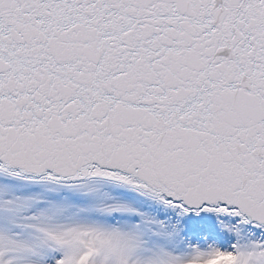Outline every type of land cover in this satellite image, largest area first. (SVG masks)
I'll list each match as a JSON object with an SVG mask.
<instances>
[{
    "label": "snow or ice",
    "instance_id": "snow-or-ice-1",
    "mask_svg": "<svg viewBox=\"0 0 264 264\" xmlns=\"http://www.w3.org/2000/svg\"><path fill=\"white\" fill-rule=\"evenodd\" d=\"M0 264H264V0H0Z\"/></svg>",
    "mask_w": 264,
    "mask_h": 264
}]
</instances>
